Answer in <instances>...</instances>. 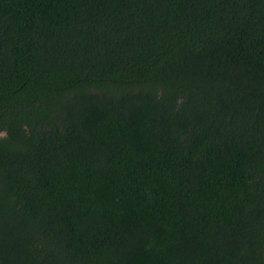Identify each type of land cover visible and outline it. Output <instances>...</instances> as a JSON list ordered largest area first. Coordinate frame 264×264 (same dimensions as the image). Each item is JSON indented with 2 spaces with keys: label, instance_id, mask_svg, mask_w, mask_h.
<instances>
[{
  "label": "trees",
  "instance_id": "16d2710c",
  "mask_svg": "<svg viewBox=\"0 0 264 264\" xmlns=\"http://www.w3.org/2000/svg\"><path fill=\"white\" fill-rule=\"evenodd\" d=\"M0 264H264V0H0Z\"/></svg>",
  "mask_w": 264,
  "mask_h": 264
}]
</instances>
